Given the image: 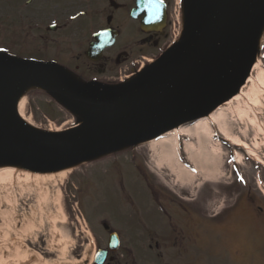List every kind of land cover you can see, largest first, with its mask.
<instances>
[{"label": "rangeland", "instance_id": "374dc122", "mask_svg": "<svg viewBox=\"0 0 264 264\" xmlns=\"http://www.w3.org/2000/svg\"><path fill=\"white\" fill-rule=\"evenodd\" d=\"M253 56L245 87L234 99L214 109L216 120L210 117L205 121L211 135L204 138L202 145L195 138L179 142L177 160L172 165L161 162L160 154L162 140L175 135L123 144L103 154V158L90 159L89 165H73L53 176L47 175L49 170L33 171L13 165L17 173L0 178V212L8 223L2 227L0 220V257L11 264H91V238L101 233L96 222L104 215L112 231L125 238L130 232L139 238L145 236V229L164 227V217L137 173L124 180L134 204L131 209L120 191L114 187L102 189V175L88 169L101 162L111 165L112 160L123 161L132 155L151 174L166 204L169 264H264L261 19L251 60ZM12 94L10 109L30 136L46 139L83 124L55 100L48 84L23 82ZM195 123L184 127L192 128ZM218 123L229 136L245 143L254 156L227 143L219 133ZM180 171L187 174L181 175ZM176 237L178 245L173 247ZM24 255L29 259L22 261Z\"/></svg>", "mask_w": 264, "mask_h": 264}, {"label": "water", "instance_id": "95a60500", "mask_svg": "<svg viewBox=\"0 0 264 264\" xmlns=\"http://www.w3.org/2000/svg\"><path fill=\"white\" fill-rule=\"evenodd\" d=\"M185 13L180 46L125 88L78 89L51 65L0 60V162L59 168L156 135L226 99L247 71L264 0L242 9L227 0H187ZM27 81L47 83L64 106L92 122L66 135H28L10 109L12 92Z\"/></svg>", "mask_w": 264, "mask_h": 264}, {"label": "flooded vegetation", "instance_id": "af4514ba", "mask_svg": "<svg viewBox=\"0 0 264 264\" xmlns=\"http://www.w3.org/2000/svg\"><path fill=\"white\" fill-rule=\"evenodd\" d=\"M184 2L0 0V58L49 63L73 87L115 90L177 48L185 23ZM110 162L88 168L102 175L101 188H116L132 209L124 180L137 173L166 225L145 229L139 238L131 232L128 238L118 234L116 242H110L113 231L104 215L96 222L101 233L91 243L97 253L93 264H169V219L151 174L132 155Z\"/></svg>", "mask_w": 264, "mask_h": 264}, {"label": "bare ground", "instance_id": "6f19581e", "mask_svg": "<svg viewBox=\"0 0 264 264\" xmlns=\"http://www.w3.org/2000/svg\"><path fill=\"white\" fill-rule=\"evenodd\" d=\"M227 3L230 5V7L234 8V9H242V8H245L249 5L250 0H227ZM260 19L262 21H264V14L262 16H260L259 20ZM253 69H254V67H253ZM248 79H249V76L247 75L246 80L243 81L240 85H238V87L232 92V94L228 98H226L224 101H222L221 104H223L225 102H229L230 100L234 99V97H236L241 92V90L245 87V85L249 81ZM260 82L264 86V80L262 78L260 79ZM216 107H217V105L212 106L208 110L203 111L198 116H196L195 122H197V123H195L192 128L184 127L181 129L178 128V130H176L177 127H175V128L170 129V130H166V131L158 134L157 136H153V137L149 138L148 140H151L154 138L164 137V136L169 135L171 133L176 136V131H177L178 136H183V137L188 138V139L195 138L199 142V145H202L204 138L211 135L210 127L205 123V121L210 119V117L211 118L213 117L212 113ZM212 119L216 120V116H214ZM91 122H92L91 120H84L82 125L74 126L68 130H65L64 132L56 133L53 135L54 136L66 135V134L76 132L80 128L90 124ZM21 123H22V121H21ZM217 127L219 129L220 135L225 139V141L227 143H229L233 147H236L237 149L247 151L250 156H254L253 153L249 150L248 146L245 143H243L242 141H240L239 139H237L235 137L229 136L221 128L222 125L220 123H218ZM162 141L163 142H162V152L160 154L161 155L160 161L161 162L165 161L167 164L172 165L174 163V160H177L178 142H177L175 137L167 138V139L162 140ZM186 145L188 146L187 143H186ZM201 154H203V151ZM190 156L192 159L193 154H191ZM72 165H74V164H71V165L65 166V167H60V168H57L55 170H51L50 172H48L47 175L53 176L54 174H59V173L62 174L65 170L71 169ZM27 169H29V168H27ZM17 170H18V168L14 167L11 163L0 162V178L3 177L1 175H4V177H6V175H9V174L13 175V174L17 173ZM29 170H32V169H29ZM180 174L185 175L187 173L180 171ZM30 175H33V174H30ZM0 220H2V224H1L2 227L8 225L7 220L4 217V213H2V212H0ZM21 259H22V261H26L29 259V256L24 255ZM0 264H11V262H8L5 258L0 257ZM31 264H39V263L32 262Z\"/></svg>", "mask_w": 264, "mask_h": 264}, {"label": "snow or ice", "instance_id": "6c2138e0", "mask_svg": "<svg viewBox=\"0 0 264 264\" xmlns=\"http://www.w3.org/2000/svg\"><path fill=\"white\" fill-rule=\"evenodd\" d=\"M149 3H152V0H149Z\"/></svg>", "mask_w": 264, "mask_h": 264}]
</instances>
